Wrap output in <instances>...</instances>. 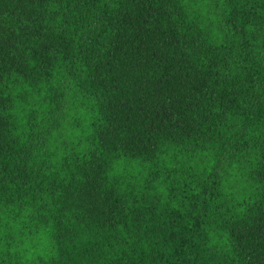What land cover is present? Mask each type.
<instances>
[{
  "label": "trees",
  "instance_id": "1",
  "mask_svg": "<svg viewBox=\"0 0 264 264\" xmlns=\"http://www.w3.org/2000/svg\"><path fill=\"white\" fill-rule=\"evenodd\" d=\"M0 264H264V0H0Z\"/></svg>",
  "mask_w": 264,
  "mask_h": 264
}]
</instances>
